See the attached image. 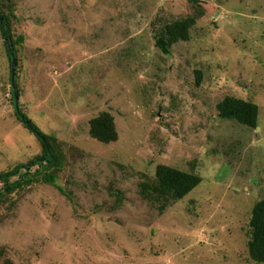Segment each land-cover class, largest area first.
Here are the masks:
<instances>
[{"label":"rangeland","instance_id":"1","mask_svg":"<svg viewBox=\"0 0 264 264\" xmlns=\"http://www.w3.org/2000/svg\"><path fill=\"white\" fill-rule=\"evenodd\" d=\"M0 2L24 38L20 106L64 154L56 185L0 203V264H259L248 244L264 200V0ZM188 17L190 39L157 48ZM10 71L0 33V173L42 154L15 116ZM226 97L256 104L258 127L220 119ZM103 112L110 145L90 136ZM161 165L202 179L163 213L140 194Z\"/></svg>","mask_w":264,"mask_h":264},{"label":"trees","instance_id":"2","mask_svg":"<svg viewBox=\"0 0 264 264\" xmlns=\"http://www.w3.org/2000/svg\"><path fill=\"white\" fill-rule=\"evenodd\" d=\"M196 23L195 18H185L167 25L164 33L157 40V48L163 53L169 54L170 48L190 39V30ZM0 33L3 38L7 56L10 61V82L15 84L18 92V47L24 38H15L12 28L11 17L2 9L0 2ZM13 59L17 65L13 71ZM198 84L201 82L202 73L197 71ZM12 102L15 116L23 126L42 145V154L29 163L19 164L7 172L0 173V203L6 196L17 190L38 183L56 185L59 173L64 167V154L60 147L55 145L56 139L44 134L37 125L23 112L20 102L15 98V90L12 87ZM219 118L222 120H234L239 124L251 129L258 127L259 108L256 104L234 97H226L217 105ZM90 136L106 145L116 143L119 134L113 116L103 112L90 121ZM37 168V169H35ZM35 169V171H34ZM202 183L200 176L167 166H158L153 178L145 176V182L141 184V197L151 203L159 213H163L170 206L188 196ZM252 229L251 239L248 244L250 257L259 264H264V200L258 202L253 209L250 222Z\"/></svg>","mask_w":264,"mask_h":264},{"label":"water","instance_id":"3","mask_svg":"<svg viewBox=\"0 0 264 264\" xmlns=\"http://www.w3.org/2000/svg\"><path fill=\"white\" fill-rule=\"evenodd\" d=\"M16 65H17V62H16V60L15 59H13V71L15 70V68H16ZM12 87L14 88V90H15V98H16V100H18V92H17V90H16V87H15V84L13 83L12 84Z\"/></svg>","mask_w":264,"mask_h":264}]
</instances>
